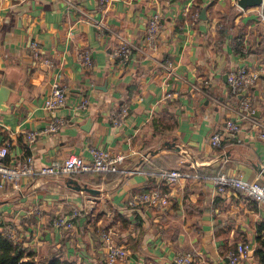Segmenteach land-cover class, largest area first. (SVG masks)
<instances>
[{
    "label": "crops",
    "instance_id": "obj_1",
    "mask_svg": "<svg viewBox=\"0 0 264 264\" xmlns=\"http://www.w3.org/2000/svg\"><path fill=\"white\" fill-rule=\"evenodd\" d=\"M156 12L162 28L151 40L148 19ZM121 45L131 49L122 65L113 55ZM263 63L260 7L242 9L237 0H0V87L13 94V106L0 110L6 163L28 155L35 168L71 154L91 159L96 146L125 154L120 167L137 170L23 177L17 186L0 176V219L32 243L39 262L107 264L102 233L109 230L113 245L127 250L117 264H174L178 251L195 253L200 264H229L227 250L237 243L258 249L264 204L238 189L218 193L205 178L169 182L152 172L226 171L264 182L263 80L249 89L252 120L239 119L241 94L227 80L232 67ZM57 78L66 104L45 109ZM230 118L239 131L225 130ZM31 131L41 132L35 141ZM215 131L219 147L210 143ZM155 188L167 193L166 204L130 205ZM58 217L72 226H55ZM240 264L264 263L254 252Z\"/></svg>",
    "mask_w": 264,
    "mask_h": 264
},
{
    "label": "built area",
    "instance_id": "obj_2",
    "mask_svg": "<svg viewBox=\"0 0 264 264\" xmlns=\"http://www.w3.org/2000/svg\"><path fill=\"white\" fill-rule=\"evenodd\" d=\"M108 0H100L101 4H105ZM260 7V17L264 22V0ZM162 22L160 13L152 14L148 19L147 33L151 40L155 39L161 31ZM33 47H37L34 43ZM128 45H121L114 51V57L122 65L126 63L130 54ZM259 79L264 83V63L259 69H252L248 66L232 67L227 73V80L231 91L234 94H241L239 119L252 120L255 114V108L251 102L249 93L250 87ZM173 96L172 92H168L165 97ZM67 101L66 88L61 84L59 78L55 79L51 85V89L45 97L43 107L45 109H57L63 107ZM88 99H83L78 105L79 108L87 106ZM127 114V107L123 108L120 113L121 119ZM120 120V119H119ZM64 119L55 120L44 129V131H55ZM259 135L264 138V125ZM225 130L229 132H237L240 130L239 121L236 119H228L225 123ZM39 131H31L28 133L30 141H35L39 135ZM222 141L221 131H215L210 135V143L213 147H219ZM10 149L8 144L0 145V176L8 181H12L15 186L23 177L49 176L59 177L71 175L74 173H116L121 172L124 175L136 172L135 169H122L120 164L124 162L125 154H113L107 149L100 147H91V159H86L80 154H71L63 161H52L50 164L35 168L33 156L28 155L25 158L18 160L15 164L6 163V158L9 156ZM160 179L169 182H175L182 178L201 177L213 183L215 190L218 193H224L233 188L238 189L248 197L256 200L258 203L264 204V182H251L243 179L240 175L230 174L226 171H218L213 174H197L183 172L179 169H160L152 172ZM168 202L167 193L155 188L150 191L136 194L130 200V205L136 206L142 203H153L164 205ZM53 223L57 227L72 226V222L64 217L53 219ZM8 234L14 238H18L17 232L13 227L7 228ZM103 237L108 243V251L106 255L107 264H117L122 260L127 250L113 245L111 242V231H103ZM264 235V232H263ZM256 251L255 245L250 241H241L234 247L229 248L226 257L229 264H240L247 261L253 256ZM174 264H200L201 259L191 251H178L174 255Z\"/></svg>",
    "mask_w": 264,
    "mask_h": 264
},
{
    "label": "trees",
    "instance_id": "obj_3",
    "mask_svg": "<svg viewBox=\"0 0 264 264\" xmlns=\"http://www.w3.org/2000/svg\"><path fill=\"white\" fill-rule=\"evenodd\" d=\"M264 223L259 227V247L256 253L264 263ZM22 238H14L7 232V221L0 219V264H74L59 256L42 261L36 260V251L27 246Z\"/></svg>",
    "mask_w": 264,
    "mask_h": 264
},
{
    "label": "water",
    "instance_id": "obj_4",
    "mask_svg": "<svg viewBox=\"0 0 264 264\" xmlns=\"http://www.w3.org/2000/svg\"><path fill=\"white\" fill-rule=\"evenodd\" d=\"M263 0H237V5L242 8L246 9L249 7L260 6ZM205 13V8L202 9V15ZM112 49V45L110 47ZM13 94H11V88L6 84H2L0 87V110H6L13 106ZM27 245H31L32 243H26Z\"/></svg>",
    "mask_w": 264,
    "mask_h": 264
},
{
    "label": "rangeland",
    "instance_id": "obj_5",
    "mask_svg": "<svg viewBox=\"0 0 264 264\" xmlns=\"http://www.w3.org/2000/svg\"><path fill=\"white\" fill-rule=\"evenodd\" d=\"M9 228V227H8ZM15 230H17L16 228H15ZM18 231V230H17Z\"/></svg>",
    "mask_w": 264,
    "mask_h": 264
}]
</instances>
